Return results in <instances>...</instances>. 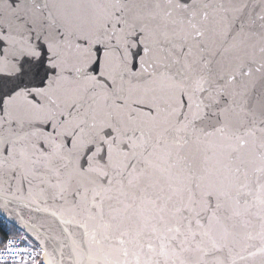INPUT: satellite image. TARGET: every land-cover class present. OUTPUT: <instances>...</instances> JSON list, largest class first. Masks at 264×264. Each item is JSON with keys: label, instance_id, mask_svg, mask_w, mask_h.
<instances>
[{"label": "snow or ice", "instance_id": "snow-or-ice-1", "mask_svg": "<svg viewBox=\"0 0 264 264\" xmlns=\"http://www.w3.org/2000/svg\"><path fill=\"white\" fill-rule=\"evenodd\" d=\"M0 201V264H264V0H0Z\"/></svg>", "mask_w": 264, "mask_h": 264}, {"label": "water", "instance_id": "water-1", "mask_svg": "<svg viewBox=\"0 0 264 264\" xmlns=\"http://www.w3.org/2000/svg\"><path fill=\"white\" fill-rule=\"evenodd\" d=\"M2 201H0V218H2L4 221H6L8 224L16 228L21 233L29 236L39 247V242L35 240V237L32 235V232L30 230L29 225L38 222L39 218H42L45 216L44 213H38L35 211H30L29 208H25L22 205H18L16 202H12L8 206V211L4 210L2 207ZM15 209V211H13ZM17 212L20 213V215L23 216L24 221H27V223H23L20 219V216L17 215ZM35 218V219H34ZM42 233L46 231L45 228L39 229ZM40 249V248H39ZM49 251H51V248H49ZM55 258H59V254H54ZM41 263L45 264V261L43 259V254L41 252Z\"/></svg>", "mask_w": 264, "mask_h": 264}, {"label": "trees", "instance_id": "trees-1", "mask_svg": "<svg viewBox=\"0 0 264 264\" xmlns=\"http://www.w3.org/2000/svg\"><path fill=\"white\" fill-rule=\"evenodd\" d=\"M21 232L16 228L8 224L2 218H0V240H6L7 238L18 237ZM3 244H0V247Z\"/></svg>", "mask_w": 264, "mask_h": 264}, {"label": "rangeland", "instance_id": "rangeland-1", "mask_svg": "<svg viewBox=\"0 0 264 264\" xmlns=\"http://www.w3.org/2000/svg\"><path fill=\"white\" fill-rule=\"evenodd\" d=\"M20 236H26L28 239L26 240V241H23V242H26V243H31V245L33 246V248L37 251V252H40V249H39V247L37 246V244L29 237V236H27V235H25V234H23V233H21V235H19L18 237H15V238H17V239H19V237ZM13 238V237H12ZM40 256H41V253H40V255L37 257V264H42L41 263V258H40Z\"/></svg>", "mask_w": 264, "mask_h": 264}, {"label": "built area", "instance_id": "built-area-1", "mask_svg": "<svg viewBox=\"0 0 264 264\" xmlns=\"http://www.w3.org/2000/svg\"><path fill=\"white\" fill-rule=\"evenodd\" d=\"M17 243H18L21 247H23V246H27V245H28V243H26V242H21V241H19V239H17ZM1 247H3V245H2ZM7 264H11V258H10V257L7 259Z\"/></svg>", "mask_w": 264, "mask_h": 264}]
</instances>
